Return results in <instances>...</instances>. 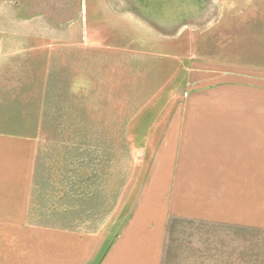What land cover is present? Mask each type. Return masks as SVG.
<instances>
[{
	"label": "rangeland",
	"instance_id": "1",
	"mask_svg": "<svg viewBox=\"0 0 264 264\" xmlns=\"http://www.w3.org/2000/svg\"><path fill=\"white\" fill-rule=\"evenodd\" d=\"M95 3L0 0V134L35 144L31 207L0 210V264L47 259L59 229L114 237L154 125L183 120L191 93L264 125V0H105L102 18ZM209 180L203 264H264V178Z\"/></svg>",
	"mask_w": 264,
	"mask_h": 264
},
{
	"label": "crops",
	"instance_id": "2",
	"mask_svg": "<svg viewBox=\"0 0 264 264\" xmlns=\"http://www.w3.org/2000/svg\"><path fill=\"white\" fill-rule=\"evenodd\" d=\"M90 1L96 2L95 18L105 17V0ZM122 40L121 36L118 46L126 54ZM211 92L191 93L190 105L184 100L178 113L183 120L154 125V130L162 131L161 138L141 192L114 237L106 226L102 232L59 229L55 251L47 259L40 256L39 261H31L23 256L9 264H203V218H207L203 217V193H218L215 187L207 191L203 179L222 187L225 179L264 178V139L256 142V130L264 125L237 121L227 109L204 105ZM15 140L0 134V210L31 207L35 144L30 136L23 137L29 147L20 150Z\"/></svg>",
	"mask_w": 264,
	"mask_h": 264
}]
</instances>
